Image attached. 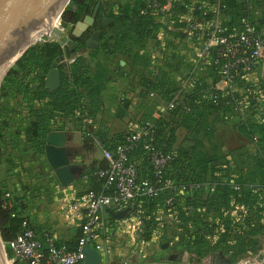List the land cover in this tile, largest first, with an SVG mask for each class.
<instances>
[{"label":"trees","instance_id":"trees-1","mask_svg":"<svg viewBox=\"0 0 264 264\" xmlns=\"http://www.w3.org/2000/svg\"><path fill=\"white\" fill-rule=\"evenodd\" d=\"M156 1L163 5L166 0ZM92 4L94 0H72L60 19L59 29L69 35L77 22L91 14ZM198 7L206 11L205 19L208 21L217 17L219 26L227 29L224 30L227 34L241 33L245 25L250 24L264 37V0H182L173 2L169 14L164 16L174 19L183 29L185 17L201 18L202 11ZM146 9L147 14L144 15L142 11ZM150 10L146 0H133L122 6L118 14L110 16V25L103 26L96 20L72 45L74 49L84 48L91 34L98 32L102 56L107 58L121 54L131 60L141 87L140 98L146 102L143 104L141 101L138 105V114L142 106L149 105V110L155 107L148 100L150 93H154L164 105L173 104V109L166 110L158 119L150 118L149 113L138 118L152 124L150 136L144 139L146 144L173 157L165 177L177 189L170 206L165 204L166 191L155 198L144 197L135 201L134 208H138L137 216L141 221L139 231L144 236H153L161 223V212L169 211L177 218L176 222H180V228L192 229V232L186 231L183 237L186 242L184 249L189 254L202 258L219 251L229 253L233 258L240 252H253L257 242L252 237L264 234V83H253L246 77L235 81V89L217 88L219 79L210 67L205 73L193 70V45L196 43H192L191 56L178 51L174 45L177 39L178 45L187 47L189 43L184 33H176L175 40L166 42L165 61L159 67L158 75L152 79L142 76L141 69H147L149 62L142 59L140 51L147 40L155 39L158 30L156 20L160 17ZM60 54V46L54 41L32 46L16 63L17 70L10 71L5 78L9 85L0 89V120L7 111L4 104L10 93L12 98L23 96L29 99L30 104H41L38 109H33L31 105L26 121L31 128V139L35 142V154L39 155L43 154L44 138L56 118L75 116L76 110L89 115L83 100L87 97L83 94L85 89H92L88 94V108L90 113L94 111L98 104L97 92L100 91L96 87L106 78V72L99 69L95 55L90 53L87 62L80 57L66 68L59 64L61 86L55 91L46 90L45 77ZM123 68L117 64L118 71ZM16 79L22 81L21 89H8ZM191 79L194 83L189 82ZM120 104L125 110L130 101L120 100ZM220 125L241 134L248 146L243 144L235 149H226L215 136ZM179 130L184 131L181 141L178 140ZM129 133L111 138L92 134L83 136L85 140L94 138L106 148L114 149ZM144 140L137 145L131 159L136 163L140 180L154 181L143 148ZM202 140L208 144L207 150L202 149ZM106 169L107 162L103 159L97 169L88 173L95 184L92 192L104 195L112 192L104 188V179L93 176L96 171ZM216 207L221 208L219 214L223 219L221 216L217 220L206 216L211 211L218 212ZM27 209L24 197L19 196L16 188L8 191L0 185V238L7 249L8 243L21 231L23 221L29 220ZM232 210L236 211L234 216L231 215ZM109 220L113 221L110 216ZM28 225L32 227L29 221ZM112 228L111 225L104 226L98 234H110L118 239ZM81 236L80 229V235L70 244L58 243L75 251ZM233 245L237 247L236 253L231 252ZM13 264L25 263L14 261Z\"/></svg>","mask_w":264,"mask_h":264},{"label":"built area","instance_id":"built-area-1","mask_svg":"<svg viewBox=\"0 0 264 264\" xmlns=\"http://www.w3.org/2000/svg\"><path fill=\"white\" fill-rule=\"evenodd\" d=\"M149 9L153 14H169L170 7L162 5L156 0H147ZM198 10L202 11L200 7ZM147 14V9L142 11ZM255 15H258L257 11ZM206 11H202L201 18H184L183 33L189 44L200 43V48L192 58L193 70L205 73L207 68L215 71L219 82V89H235V81L244 79L257 71L264 63V37L246 24L241 33H225L217 22V17L208 21L205 19ZM58 25H60L58 23ZM190 83L194 81L189 80ZM128 99L121 96L120 100ZM148 100L153 104L158 119L166 110L173 109V104L164 105L154 93L148 95ZM151 104V105H152ZM74 115L82 118L86 123L87 113L78 110ZM152 124L149 121L136 119L129 130V135L114 149L106 148L103 143L96 140L103 159L107 162V169L96 171L93 176L104 179L105 189H111L108 195L88 191L73 201V207L83 212L81 224V238L75 251H70L64 244H59L50 233L38 235L35 230L24 220L22 229L13 240L8 243L13 258L12 262L19 261L25 264H84L83 250L86 245L95 250L100 257V264H110L114 244L118 239L110 234L102 233L104 240L98 242V233H101L105 224L104 216L107 211L115 214L128 210L127 217L131 223L141 225L138 219V208H134L138 199L155 198L166 191L165 204L170 206L174 202L176 187L165 177L170 170L173 157L164 154L160 149L146 144L150 136ZM82 134L89 136L91 133L84 128ZM144 140L143 148L147 154L154 181L140 180L136 163L131 159L137 145ZM91 176V175H90ZM14 215L12 214L11 217ZM44 245V248L43 246Z\"/></svg>","mask_w":264,"mask_h":264},{"label":"crops","instance_id":"crops-1","mask_svg":"<svg viewBox=\"0 0 264 264\" xmlns=\"http://www.w3.org/2000/svg\"><path fill=\"white\" fill-rule=\"evenodd\" d=\"M132 1L133 0H94V9L96 5L99 4L95 21H100L103 26L110 25L112 23V18L110 16L118 14L122 6ZM180 1L182 0H166L164 4L171 9L173 2ZM258 16L259 14L256 15V17ZM103 19H109L110 22L107 23V25H104L102 22ZM156 21L158 22V30L155 34V39L147 40L144 43V48L140 51V55L143 57L142 59L148 60L149 62L147 69H141V75L148 79L155 78V76L158 75V69L163 61H165L164 54L166 52V42H172L176 33H183L184 30V28L182 29L179 27L174 19L169 20L164 15H160ZM67 39L68 37L62 42L64 43ZM89 39L86 40L84 48H76L72 56L69 58L66 57L61 65L65 68L67 64H72L80 57H83L85 62H87L90 53L94 54L99 69L106 72L104 82L96 87V89H107V92H97L98 104L95 105L94 111L91 110V113L90 108H88L90 106L89 99L88 97H84L83 100L88 106L87 111L89 113L85 121L86 123H83L82 118L76 116H70L67 118L60 116L53 121L51 126V131L66 133L65 148L68 153L73 182L66 187H61L53 170L46 162L44 147L42 155L34 153L37 156L36 161L43 166L45 174L47 173L49 178L52 179V183H55L60 189L67 188L69 191L66 193L67 197L63 202L57 197L50 200V209L48 211L44 210V212H40V216H37L32 228L38 235H41L42 233H50L57 242L65 244H70L80 235L81 224L83 223V212L81 209L73 207V201L80 195L95 189V184L89 179L88 173L97 169L98 165L103 161L101 150L95 143L97 139L93 138V140H85L82 131L86 128V130L95 137L101 136L103 138H111L116 135L127 133L131 129L135 120L138 119L136 117L137 107L142 101L139 95L141 87L138 83V79H136V76L134 75L136 71L131 65V60L121 54H114L106 58L100 53L102 42L98 41V47L90 49L86 47ZM175 41L178 43L177 39ZM177 43L174 45L178 47V51H182L184 54L186 53L188 56H191L192 44H188L186 47V45H178ZM193 47L196 52L197 49L200 48V43L194 44ZM118 63L121 67H124L122 70H117ZM96 69L97 67H95V71ZM247 78L253 83H258L260 81L264 83V63L257 71L251 73ZM123 95L127 96L130 101L129 106L125 110L120 106V98ZM232 133L237 137L240 144L248 146L249 143L241 134L234 132L233 130ZM183 135L184 131L179 130V141H181ZM52 191L54 192V190ZM57 194H59V192ZM28 211L29 209H27V212ZM109 216L113 221L109 220ZM104 224L105 226L111 225L113 227V232H115L119 239L118 242L114 244L113 253L109 259V263L135 264L124 260L119 250V246L123 243V239L132 231L131 220L127 216L116 218L107 213L104 216ZM97 240L98 242L104 240L102 234H98ZM260 251L264 254V243L260 248ZM254 260L255 258H252L243 261L240 264H251V261ZM184 262L181 264L189 263ZM216 262L213 263L216 264ZM254 264L258 263L254 262ZM261 264H264V259Z\"/></svg>","mask_w":264,"mask_h":264},{"label":"rangeland","instance_id":"rangeland-1","mask_svg":"<svg viewBox=\"0 0 264 264\" xmlns=\"http://www.w3.org/2000/svg\"><path fill=\"white\" fill-rule=\"evenodd\" d=\"M93 9L94 4L91 5L92 12ZM217 22L219 23V21ZM58 23L60 24V21H58ZM60 26L61 24H56L53 32L56 29L61 31V29H59ZM70 28L71 27L68 29ZM224 30L227 31V29H222V31ZM53 32L52 36H54ZM61 33L60 40L64 41L69 35L65 31H61ZM50 41L53 40L45 39L39 41L37 44ZM69 65L70 64H67L65 68ZM12 70L16 71V66H13L10 71ZM92 74L93 72H91V75ZM7 76L8 74L5 78ZM5 78L0 84V89L2 86L6 87L9 85V83L5 81ZM21 82L22 81H19V79H16L13 84L7 88L21 89ZM91 91L92 89H85L83 94H87V97H89L88 94H90ZM100 91H104L105 93L107 92V89H100ZM12 97L13 94L10 93L4 104L7 111L4 117L0 120V185L5 186L8 191H12V189L16 188L19 196L24 197L25 203L29 209L26 213L28 215V221L30 222V225L33 226L37 216H40V212H44V210L48 211L50 209V200L57 197L61 202L65 201L64 199L67 197L66 193L69 190L67 188L60 189L55 183H52V179L49 178L47 173L45 174L43 166L36 161L37 156L34 154L36 152L34 148L35 142L31 139V128L29 122L26 121L28 120V113L30 112L29 108L31 105L33 109H38L41 107V104H30L28 102L29 99L23 96H21L22 98L19 96L16 98ZM142 103L145 104L146 102L142 101ZM147 106H142V108L138 110L140 112L139 114L136 112L138 114L137 118H140V115L144 113H149L150 118L152 119L156 118V110L154 108L149 110ZM2 123H4V125ZM228 128V126H218L215 136L221 141V144L224 145L226 149L230 150L238 148L242 144H240L237 137L234 136L232 130ZM201 146L202 149H208L206 141L202 140ZM23 188L25 189L21 191ZM52 190H54V192ZM58 192L59 194H57ZM216 209H218V212H214V210L207 213L208 215H204L210 219L216 218L217 220L220 216L223 219V216L219 214L221 208L216 207ZM201 212V215H203L204 211L201 210ZM235 213L236 211L232 210L231 215L234 216ZM160 219L161 223L157 226V230L154 231V235H151L150 237L144 236V233L141 231L139 232L137 224H132V231L129 232V235L123 239V243L119 246L121 256L124 260L135 264H181L183 261L173 260L175 256L182 254L185 261L184 263L189 262L188 264H212L216 261H218L216 264H224L223 260H219L218 257L219 254H222L224 260L228 261L229 264H240L243 261L255 258L258 253L261 252L260 248L264 243V234L262 233L252 237L254 241L257 242L253 252L251 250V252L247 253L240 252L238 256L236 255L231 258V254L218 251L202 258H198L195 254H189V252L184 249L186 242L183 237L185 236L186 231L192 232V229L186 230V228H180V222H176L177 218L169 211H162ZM185 226L186 225L184 224L183 227ZM4 249L8 264H13V255L11 251L7 249L5 245ZM231 250V252L236 253L235 251H237V247L233 245ZM188 254L192 255V261H189V258H185ZM206 259L208 262L203 263L202 261H205Z\"/></svg>","mask_w":264,"mask_h":264},{"label":"water","instance_id":"water-1","mask_svg":"<svg viewBox=\"0 0 264 264\" xmlns=\"http://www.w3.org/2000/svg\"><path fill=\"white\" fill-rule=\"evenodd\" d=\"M72 0H0V74L4 72L0 84L13 66L22 56L39 41L41 35L53 32L58 21H60L64 11ZM99 4L96 5L91 15L84 17L82 21L75 24L68 39L63 43L61 31L56 29L51 38L60 46L61 54L51 64V69L45 77V88L55 91L61 86V73L58 65L69 58L75 52L72 48L73 42L79 39L92 26L96 19ZM103 24L107 25L109 19H103ZM99 34L92 33L86 47L95 49L98 47ZM66 133L51 131L44 138V156L49 167L53 170L56 179L61 187H66L73 182V175L70 172L68 153L65 148ZM128 210L121 213H107L116 218L125 217ZM84 264H100L98 253L86 245L83 250ZM182 254L178 255L180 261ZM219 260L224 264H229L224 260V256L219 254ZM264 254L259 252L254 262L261 264ZM0 264H8L4 249V244L0 238Z\"/></svg>","mask_w":264,"mask_h":264},{"label":"bare ground","instance_id":"bare-ground-1","mask_svg":"<svg viewBox=\"0 0 264 264\" xmlns=\"http://www.w3.org/2000/svg\"><path fill=\"white\" fill-rule=\"evenodd\" d=\"M54 36H52V32L51 33H45V34H43V35H41L39 38H37V41H41V40H45V39H51V38H53ZM5 72V71H4ZM4 72H2L1 74H0V80H1V78H2V76H3V74H4Z\"/></svg>","mask_w":264,"mask_h":264},{"label":"flooded vegetation","instance_id":"flooded-vegetation-1","mask_svg":"<svg viewBox=\"0 0 264 264\" xmlns=\"http://www.w3.org/2000/svg\"><path fill=\"white\" fill-rule=\"evenodd\" d=\"M91 15V14H90ZM94 22H95V20H94ZM92 35V34H91ZM91 37V36H90ZM89 37V38H90ZM73 48V47H72ZM185 255H186V253H185ZM172 258V257H171ZM177 258H178V255L177 256H175L174 257V260L173 261H177ZM185 258H189V261H192V255H187V257L185 256ZM180 261H183L184 262V259H183V256L181 257V259H180ZM182 262V263H183ZM203 263H206V262H208V260L206 259L205 261H202Z\"/></svg>","mask_w":264,"mask_h":264}]
</instances>
